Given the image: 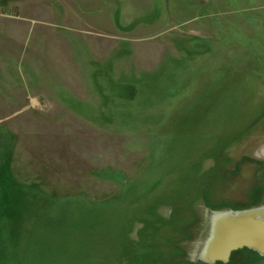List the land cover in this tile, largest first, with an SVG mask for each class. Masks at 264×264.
Here are the masks:
<instances>
[{"label": "rangeland", "instance_id": "rangeland-1", "mask_svg": "<svg viewBox=\"0 0 264 264\" xmlns=\"http://www.w3.org/2000/svg\"><path fill=\"white\" fill-rule=\"evenodd\" d=\"M262 203L264 0H0V264H205Z\"/></svg>", "mask_w": 264, "mask_h": 264}, {"label": "water", "instance_id": "water-1", "mask_svg": "<svg viewBox=\"0 0 264 264\" xmlns=\"http://www.w3.org/2000/svg\"><path fill=\"white\" fill-rule=\"evenodd\" d=\"M215 213L223 216L215 219ZM215 213L211 235L200 253L202 260L228 262L232 251L244 247L264 253V206Z\"/></svg>", "mask_w": 264, "mask_h": 264}, {"label": "crops", "instance_id": "crops-1", "mask_svg": "<svg viewBox=\"0 0 264 264\" xmlns=\"http://www.w3.org/2000/svg\"><path fill=\"white\" fill-rule=\"evenodd\" d=\"M263 205H264V203H262ZM262 204H261V206H262ZM259 207V206H258ZM228 211H230V210H228ZM220 212H224V211H220ZM211 213V215H213V213H215V212H210ZM252 250V249H251ZM235 251V250H234ZM233 252V251H232ZM232 252H231V255H230V257H229V260H228V263L230 262V260H231V257H232ZM200 259V258H199ZM240 260H243V259H240ZM201 262H204L205 264H209L208 262H206V261H204V260H201ZM216 263V262H215ZM214 263V264H215Z\"/></svg>", "mask_w": 264, "mask_h": 264}]
</instances>
